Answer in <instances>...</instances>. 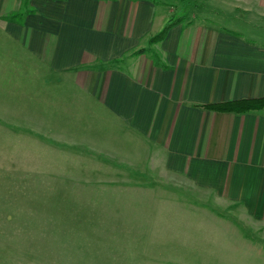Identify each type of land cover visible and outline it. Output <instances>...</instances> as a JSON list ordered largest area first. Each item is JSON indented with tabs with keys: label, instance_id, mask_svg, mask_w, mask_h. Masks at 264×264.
<instances>
[{
	"label": "crops",
	"instance_id": "obj_1",
	"mask_svg": "<svg viewBox=\"0 0 264 264\" xmlns=\"http://www.w3.org/2000/svg\"><path fill=\"white\" fill-rule=\"evenodd\" d=\"M171 17L182 20L150 46ZM0 30L71 77L106 123L152 146L162 171L203 202L159 209L150 201L192 194L89 193L102 201L88 209L92 239L71 241L68 260L62 243L55 259L41 240L23 264H59L58 250L61 264H264V112L207 109L264 98V0H0Z\"/></svg>",
	"mask_w": 264,
	"mask_h": 264
},
{
	"label": "rangeland",
	"instance_id": "obj_2",
	"mask_svg": "<svg viewBox=\"0 0 264 264\" xmlns=\"http://www.w3.org/2000/svg\"><path fill=\"white\" fill-rule=\"evenodd\" d=\"M100 111L71 77L50 74L0 30V264H23L25 256L35 262L41 240L55 259L52 249L61 243L64 258L72 257L77 250L71 241L95 235V223L88 221L96 213L88 209L102 201L88 199L89 193L185 192L192 198L152 200L150 207L203 205L195 189L162 171L152 146L114 121L106 123ZM207 206L223 208L233 219L214 198L207 197ZM63 253L58 250L59 264Z\"/></svg>",
	"mask_w": 264,
	"mask_h": 264
},
{
	"label": "trees",
	"instance_id": "obj_3",
	"mask_svg": "<svg viewBox=\"0 0 264 264\" xmlns=\"http://www.w3.org/2000/svg\"><path fill=\"white\" fill-rule=\"evenodd\" d=\"M157 4H161V0H152ZM182 19L171 17L167 26L162 30L161 33L153 37L149 44L150 46L157 45L164 40L168 31L175 25L181 22ZM149 53L152 58L156 59V55L152 51H141L139 54ZM122 64L121 61H115L109 64V67L115 68ZM208 110L218 113H232V114H246L249 112H264V98L255 100H243L231 103H223L219 105H213L207 107Z\"/></svg>",
	"mask_w": 264,
	"mask_h": 264
}]
</instances>
